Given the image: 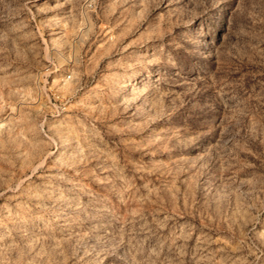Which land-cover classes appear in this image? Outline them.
I'll return each instance as SVG.
<instances>
[{
  "label": "rangeland",
  "instance_id": "rangeland-1",
  "mask_svg": "<svg viewBox=\"0 0 264 264\" xmlns=\"http://www.w3.org/2000/svg\"><path fill=\"white\" fill-rule=\"evenodd\" d=\"M0 264H264V0H0Z\"/></svg>",
  "mask_w": 264,
  "mask_h": 264
}]
</instances>
